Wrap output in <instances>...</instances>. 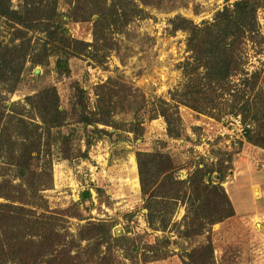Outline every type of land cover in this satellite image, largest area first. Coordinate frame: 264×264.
Masks as SVG:
<instances>
[{"label": "rangeland", "instance_id": "1", "mask_svg": "<svg viewBox=\"0 0 264 264\" xmlns=\"http://www.w3.org/2000/svg\"><path fill=\"white\" fill-rule=\"evenodd\" d=\"M34 1H56L58 25L90 46L68 54L46 44L41 25L0 17V244L56 241L31 264H264V148L246 137L262 113L243 108L264 91V8L255 16L261 37L240 47L244 72L230 77L232 92L218 88L226 105L195 110L184 96L188 33L173 21H213L236 0H118L127 18L111 13L112 0L95 14L73 0ZM256 71L255 89L233 104ZM54 88L66 122L49 129L28 98ZM30 131L41 149L26 159ZM171 176L182 184H166ZM196 180L222 187L234 208L196 225L199 234Z\"/></svg>", "mask_w": 264, "mask_h": 264}, {"label": "trees", "instance_id": "2", "mask_svg": "<svg viewBox=\"0 0 264 264\" xmlns=\"http://www.w3.org/2000/svg\"><path fill=\"white\" fill-rule=\"evenodd\" d=\"M83 1L73 0L74 6L81 9L86 5V9L88 10L89 8L91 14L104 12V9H98L100 0H87L86 3ZM112 1L111 13L126 18L131 16L125 7V3H120V0ZM23 3L19 10H15L11 7L10 0H0V17L14 18L12 16L14 15L16 16L14 22L20 23L28 29L41 25L39 28L47 34L46 44L68 54L82 55L84 54V49L81 48V45L90 46L87 42L66 35L60 25H58L55 20L57 13L56 1L41 3L34 0H23ZM261 8H264V0H236L232 7L227 5L222 11H219L213 21H203L201 24H197L183 16L175 18L173 21L175 29L180 28L188 33L187 45L188 49L192 51L194 59L193 62L188 60L185 64L186 67H184L185 75L189 80L188 90L184 94L187 97L186 105L195 110L201 109L198 103H202L201 106L205 108L214 105L218 106L219 104L226 105V102L221 101L222 91L232 92L231 85L234 84L231 83L230 77L239 72H244L242 60L244 52L240 49L243 41L248 38L261 37L255 22L256 13ZM96 28L102 32L99 24ZM105 38L107 39V36ZM0 55L3 56V59L5 58L3 52ZM3 61L8 63L7 59ZM59 68L65 70L66 65H61L59 62ZM259 74L260 72L256 71L249 76L242 77L241 83L247 87H245V90L235 91L233 104H237L247 94L248 90L252 92L255 89ZM219 87L225 88L220 91ZM56 91V88L45 89L32 98H28L31 106L37 109L44 125L48 126L47 128L49 129L52 126H63L66 122L65 112L60 110L59 97ZM260 92L255 94L253 102L247 99V104L242 107L245 111L250 112L255 107V111L252 112L255 118L259 116V112L262 113L258 120V127L254 129H252V125L248 127L246 129V137L249 141L264 148V91ZM19 118L25 124V127L28 128L25 117L21 115ZM88 120L92 122L89 117ZM27 130L29 131V129ZM30 133V136L26 135L28 142H23L21 151L26 159H28V156L32 157L36 150L41 149V141L39 140L41 135L34 131H30ZM144 168L145 166L141 164L142 188L146 193L147 181L143 175ZM167 181L166 184L169 185L182 184L181 181L174 180L172 176ZM195 182V189L198 192L197 197L200 198V204L195 209V217L191 222V227L194 228L192 229L194 233H198L201 229L198 230L196 225H202V221L209 224L222 221L224 217L234 214V208L222 187L216 185L200 187V183L197 180ZM13 215L14 213L10 209L7 217L14 219L15 216ZM36 222V220L31 221L32 224H36ZM34 242L16 240L13 244L11 239H8L5 245L1 243L0 264L3 262L2 255L5 256L4 259L12 262L31 264L42 256L49 254V251L52 253L53 248L56 246V241L48 237L39 242Z\"/></svg>", "mask_w": 264, "mask_h": 264}, {"label": "built area", "instance_id": "3", "mask_svg": "<svg viewBox=\"0 0 264 264\" xmlns=\"http://www.w3.org/2000/svg\"><path fill=\"white\" fill-rule=\"evenodd\" d=\"M251 125H247V127H250ZM243 130H244V128H243Z\"/></svg>", "mask_w": 264, "mask_h": 264}, {"label": "water", "instance_id": "4", "mask_svg": "<svg viewBox=\"0 0 264 264\" xmlns=\"http://www.w3.org/2000/svg\"><path fill=\"white\" fill-rule=\"evenodd\" d=\"M85 195H86V193H85Z\"/></svg>", "mask_w": 264, "mask_h": 264}]
</instances>
